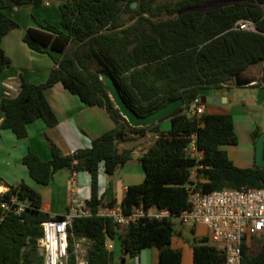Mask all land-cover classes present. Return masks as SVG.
<instances>
[{
	"label": "trees",
	"instance_id": "1",
	"mask_svg": "<svg viewBox=\"0 0 264 264\" xmlns=\"http://www.w3.org/2000/svg\"><path fill=\"white\" fill-rule=\"evenodd\" d=\"M46 1L0 0V74L10 65L1 48L2 37L18 26L8 10L14 6L40 7ZM134 1L139 2L137 8L131 7ZM211 1L214 0H178L174 6L178 15L158 18V10L152 9L154 0H64L58 6L59 26L45 23L28 28L23 35L30 49L48 53L54 67L45 82L33 84L22 78L17 96L1 100L4 117L0 129H8L23 139L27 124L36 119L54 127L57 119L44 90L56 82L82 102L104 107L119 126L116 131L111 129L92 139L89 147L70 154L61 153L47 138L49 159L43 160L31 151L21 159L29 176L42 186L62 168L90 174V195L84 203L91 215L75 219L69 229L74 237L90 241L86 247L87 264H112L114 249L106 248L108 239L116 240L122 262L125 256L136 257L143 249L156 247L159 264H182L181 250L171 246L173 219L189 207L187 187L194 183L190 178L193 168L195 184L203 192L264 188L263 167H239L220 148L238 142L230 113L204 112L194 118L178 107L147 127H132L115 107L101 79L102 74L110 76L138 116L177 98L189 104L212 91L222 92L234 85L236 75L245 76L250 66L261 62L264 84V0H220L225 2L220 7L200 9ZM122 13H129L128 18L124 20ZM239 20L254 22L256 31L235 29ZM163 119L170 120L167 131L159 128ZM146 130L155 132L157 138L138 159L144 178L126 187L120 204L124 213L135 205L142 204L145 209L155 205L168 210L170 217L143 218L118 231L110 219L96 214L100 206L115 204L102 203L98 171L102 168L112 175L128 162L131 151H119L118 144L128 139V132L144 134ZM260 132L261 128L256 127L250 133L253 145ZM191 135H195L200 158L186 156ZM12 196L28 201L30 207L19 215L0 211V264H43L37 240L42 236L41 223L51 214L41 209L40 194L23 181L0 193V203ZM258 240L262 246L253 255H249V245L243 244L241 264H264V233ZM209 241L206 236H193L191 264L224 262L222 248ZM68 250L69 264H73L72 237Z\"/></svg>",
	"mask_w": 264,
	"mask_h": 264
},
{
	"label": "crops",
	"instance_id": "2",
	"mask_svg": "<svg viewBox=\"0 0 264 264\" xmlns=\"http://www.w3.org/2000/svg\"><path fill=\"white\" fill-rule=\"evenodd\" d=\"M63 1L47 0L40 7L14 6L8 10L9 15L17 22L18 26L10 29L1 40V48L10 59V65L0 74V103L5 97L13 98L17 96L22 78L33 84L43 83L48 78L50 70L54 67L52 58L48 53L30 49L24 42L23 35L28 28H38L45 23L59 26L58 6ZM55 55L60 56L58 53H55ZM256 65L250 66L247 71ZM252 86L256 85L242 87L232 85L227 91H212L208 95L219 96L224 99L211 104L233 107L234 102L238 101L243 102L241 105L244 109L248 103L260 104L264 101V87L256 86L255 89L248 91V88H252ZM44 95L57 119V124L54 127L49 128L43 120L36 119L27 124V136L23 139L16 138L8 129H0V193L23 181L40 194L41 209L43 211L51 215L63 214L73 200L85 202L89 198L90 174L86 171L75 172L68 168H62L54 173L47 185H38L29 176L26 166L22 164L23 155L31 151L43 160L49 159L51 149L47 138L54 142L61 153L70 154L77 149L89 147L92 139L108 130L113 129L116 131L119 126L114 123L104 107L91 106L82 102L77 95L69 92L60 82L46 88ZM206 111L207 107L205 106ZM209 112L230 113L233 116L231 110L226 109L218 112L210 108ZM3 117L4 112L0 108V123ZM233 121L236 131L234 116ZM257 127L261 130L264 129V125ZM150 132L148 130L145 134L128 132V139L118 144V150H130V160L119 167L112 175H107L102 168L99 169L98 194L102 203L112 201L115 204L120 203L126 187L140 183V179L143 180L144 173L138 159L153 142V139L149 138L148 134L146 135ZM248 142L247 148L251 157H254V146H252L250 139ZM226 146L230 145H221L220 148L228 151ZM231 146L235 147L234 145ZM199 155L201 156L200 152ZM233 163L239 167L251 166H241L234 161ZM196 228L197 225L190 226L189 230L194 232ZM181 233V228L175 229L174 235L181 236ZM110 242L113 249L116 248V251H119L116 247L118 245L116 240L112 239ZM119 254L121 258L120 251ZM124 263H126V256ZM128 264H159L158 249L156 247L145 248L138 256L131 257ZM182 264H189L187 258L183 260V254Z\"/></svg>",
	"mask_w": 264,
	"mask_h": 264
},
{
	"label": "built area",
	"instance_id": "3",
	"mask_svg": "<svg viewBox=\"0 0 264 264\" xmlns=\"http://www.w3.org/2000/svg\"><path fill=\"white\" fill-rule=\"evenodd\" d=\"M235 29L256 31L254 22L239 20ZM262 85H264L262 83ZM205 104L200 98L189 104H183L182 113L188 117L199 118L205 112ZM147 131V130H146ZM145 131V132H146ZM152 132V131H151ZM146 135L155 140V132ZM186 147V156L200 158L196 147L195 135H191ZM201 168V166H197ZM196 177V169L191 170L190 178ZM194 183L187 187L189 207L181 211L175 219L179 223L191 227L204 221L210 233V240L219 244L225 255L222 264H241L243 244L249 245L253 238H259L264 233V188L221 189L203 192ZM28 201H20L15 196L0 203L1 213L12 212L19 215L29 208ZM97 215L110 219L119 229L127 227L143 218H169L166 209H158L155 205L145 209L142 204L135 205L129 213H124L120 203L102 205ZM56 214L41 223L42 236L37 240L38 253L43 257V264H69L71 252L68 250L70 237L73 238V264H87L86 247L90 241L84 237H74L70 228L75 219L90 216L91 211L84 202L73 200L62 218H54ZM83 243L85 246H83ZM108 239L106 248L112 249Z\"/></svg>",
	"mask_w": 264,
	"mask_h": 264
},
{
	"label": "rangeland",
	"instance_id": "4",
	"mask_svg": "<svg viewBox=\"0 0 264 264\" xmlns=\"http://www.w3.org/2000/svg\"><path fill=\"white\" fill-rule=\"evenodd\" d=\"M178 0H154L153 7L152 9L158 10L157 11V17L158 18H168V17H173L179 14V11L175 9V3ZM135 3V8L139 6L138 1H134ZM225 2L220 1V0H214L211 2H208L201 6V10L206 11L210 8H216L220 7L224 4ZM162 4L166 5V8H160L158 9L159 6ZM129 16V13H122V18L125 20ZM130 22H127L129 24ZM263 75V62L258 63L256 66H253L251 70L246 72L245 77L251 78L252 80L255 81L256 86H264L262 85L263 82H261V76ZM253 85V84H252ZM256 86H252V88H248V91H251L256 88ZM228 89V88H227ZM225 89L224 91H227ZM239 89V88H237ZM243 103V102H242ZM241 102L235 101L234 106L230 107L228 105H215V104H209L206 103L205 106L207 107V111H210V108L221 112L223 109L226 110H231L234 119H235V125H236V132L238 136V142L233 146H226L228 156L229 158L234 161L236 164H240L241 166H252L254 164V157H251V154L247 148L248 146V140L252 142L253 145V140L251 139L250 136V130L253 131L257 126H262L264 125V101L260 104H246L245 108H242ZM242 108V109H241ZM159 128L161 131H167L169 126H170V120L169 119H163L159 123ZM145 134V133H144ZM117 175V174H116ZM196 180V177L192 178V181ZM142 179H140V182ZM174 222V227L175 229L181 228V236H176L174 235L172 237V244L171 246L174 248H179L183 254V260L187 258L188 263H191V247H192V242H193V236L196 237H201V236H206L210 239V233L208 229L205 227L204 221H200L197 224L196 231L190 232L189 224H185L181 226L179 221L177 219H173ZM195 233V234H194ZM210 243L219 245L213 241H209ZM83 246L84 243H83ZM262 246V243L258 240V238H253L249 242V255H253L257 253ZM113 261L112 264H128V261H130L131 257L126 256V263L121 261L119 251H116V248L114 249L113 252Z\"/></svg>",
	"mask_w": 264,
	"mask_h": 264
},
{
	"label": "water",
	"instance_id": "5",
	"mask_svg": "<svg viewBox=\"0 0 264 264\" xmlns=\"http://www.w3.org/2000/svg\"><path fill=\"white\" fill-rule=\"evenodd\" d=\"M131 7H135V3L131 4ZM101 79L105 83L109 96L113 101L115 107L118 109L119 113L122 117L128 122V124L132 127H147L150 124L158 122L161 118L169 115L172 113L176 108L181 107L183 105V99L177 98L172 101H169L165 105L159 107L158 109L154 110L153 112L144 115L138 116L124 101L119 92L114 80L106 75L102 74ZM255 81L251 78L236 75L234 77V85L237 87L247 86L254 84ZM223 98L219 96L208 95L204 97H200V100L203 103H218ZM224 100V99H223ZM254 164L259 167L264 168V129L261 130L260 134L256 138L255 145H254Z\"/></svg>",
	"mask_w": 264,
	"mask_h": 264
}]
</instances>
